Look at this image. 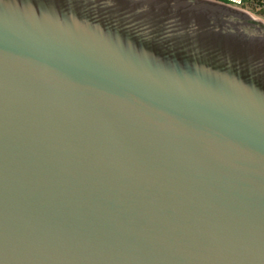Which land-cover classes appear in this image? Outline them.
<instances>
[{
	"label": "water",
	"instance_id": "obj_1",
	"mask_svg": "<svg viewBox=\"0 0 264 264\" xmlns=\"http://www.w3.org/2000/svg\"><path fill=\"white\" fill-rule=\"evenodd\" d=\"M0 264H264V22L0 0Z\"/></svg>",
	"mask_w": 264,
	"mask_h": 264
},
{
	"label": "rangeland",
	"instance_id": "obj_2",
	"mask_svg": "<svg viewBox=\"0 0 264 264\" xmlns=\"http://www.w3.org/2000/svg\"><path fill=\"white\" fill-rule=\"evenodd\" d=\"M232 6L264 20V0H229ZM256 18V17H255Z\"/></svg>",
	"mask_w": 264,
	"mask_h": 264
},
{
	"label": "bare ground",
	"instance_id": "obj_3",
	"mask_svg": "<svg viewBox=\"0 0 264 264\" xmlns=\"http://www.w3.org/2000/svg\"><path fill=\"white\" fill-rule=\"evenodd\" d=\"M249 14H250V13H249ZM250 16L253 17L254 19H257V20H260V21H263V22H264V20H262L261 18L255 16V15L250 14ZM255 17H256V18H255Z\"/></svg>",
	"mask_w": 264,
	"mask_h": 264
},
{
	"label": "trees",
	"instance_id": "obj_4",
	"mask_svg": "<svg viewBox=\"0 0 264 264\" xmlns=\"http://www.w3.org/2000/svg\"><path fill=\"white\" fill-rule=\"evenodd\" d=\"M219 1H223V2H226V3H231L229 0H219Z\"/></svg>",
	"mask_w": 264,
	"mask_h": 264
}]
</instances>
